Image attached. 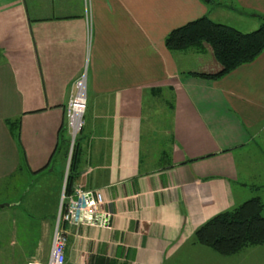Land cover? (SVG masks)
<instances>
[{
	"label": "crops",
	"instance_id": "0c3cea01",
	"mask_svg": "<svg viewBox=\"0 0 264 264\" xmlns=\"http://www.w3.org/2000/svg\"><path fill=\"white\" fill-rule=\"evenodd\" d=\"M22 1L0 0V190L18 193L0 196L8 202L0 206V232L9 225L15 235L13 258L4 264L48 256L68 171L55 156L59 127L67 132V103L82 78L86 103L73 183L100 188L112 214L106 223L67 227L65 264H192L182 262L197 251L211 254L191 239L195 228L241 202V191L264 187L259 170L244 169L240 180L238 167L249 146L264 147V48L205 78L189 71L210 52L171 49L164 37L203 14L254 29L264 0H221L213 11L214 0H80L87 31L83 13L29 22L38 11ZM216 10H227L233 22L213 17ZM159 96L156 114L150 103ZM55 174L61 185L49 209L37 213L39 203L20 202L30 184L46 188L36 176ZM263 246H244L229 254L232 262L213 255L206 261L239 264Z\"/></svg>",
	"mask_w": 264,
	"mask_h": 264
},
{
	"label": "trees",
	"instance_id": "16d2710c",
	"mask_svg": "<svg viewBox=\"0 0 264 264\" xmlns=\"http://www.w3.org/2000/svg\"><path fill=\"white\" fill-rule=\"evenodd\" d=\"M262 18L254 29L241 30L203 14L170 29L165 34L164 43L171 49L193 48L198 52L209 51L210 57L189 73L216 78L237 65L252 60L264 48V15ZM62 130L63 127H59L60 145L67 143L63 142L66 138L61 133ZM17 133L18 131L16 135ZM77 139L71 150L66 191H69L73 184L72 170L78 152ZM191 239L221 255L233 254L246 245L263 243L264 197L252 195L230 208L215 213L195 228Z\"/></svg>",
	"mask_w": 264,
	"mask_h": 264
},
{
	"label": "rangeland",
	"instance_id": "374dc122",
	"mask_svg": "<svg viewBox=\"0 0 264 264\" xmlns=\"http://www.w3.org/2000/svg\"><path fill=\"white\" fill-rule=\"evenodd\" d=\"M221 0H214V1H209V7L213 10L217 8H220L218 2ZM23 6L29 10L30 9H37L38 13L35 16H28V21H32L34 20H56L57 18L60 17H64V18H76L77 16L81 17V15H83L84 13L81 10V1L80 0H23ZM225 3H227V1L224 0ZM50 9H52L56 14H54V12H52ZM225 9V8H224ZM217 12H212V16L215 17L218 20H223L222 18H226V20H230V22H233V18L232 17H228V15H230V13L227 10H216ZM28 13V12H27ZM83 13V14H82ZM29 15V14H28ZM232 15V14H231ZM84 19H85V23H86V31L89 28V17L84 14ZM222 22V21H221ZM84 78H82L79 81V89L78 92L76 94V91L73 93V95L70 97L69 101H68V106L70 103L71 99H77V96L79 95V91L81 88V83L84 81ZM7 80V78H6ZM149 97V96H146ZM75 99V101H76ZM146 99V98H145ZM150 100V97L148 98ZM5 100L7 101L8 98L5 96ZM147 100V101H149ZM152 100V99H151ZM163 102L162 97H154L152 102L150 103L152 106H156L158 107V103ZM75 103V102H74ZM84 106L82 109V113H81V120L83 123V117H84V110H85V103L86 100L84 99ZM147 103V102H146ZM66 104V106H67ZM157 112H154L156 114H161V108L158 107L157 110H155ZM74 111L72 109V115H73ZM18 119H15L12 121L16 122L18 124ZM64 126H66V131L67 132H63V136L64 138H66V140H63V142H67L66 144L62 143L60 145V147L58 148V152L55 156L58 159L60 165H61V170H63L65 167H67V162H68V168H69V163H70V158H71V149L73 147L74 142L76 141L78 135H79V129L76 131V133L74 134V136H72V128L70 127V125L68 124V117L66 114V120H65V124ZM61 127V125H60ZM64 128V129H65ZM67 133V134H66ZM51 161V160H50ZM49 161V162H50ZM24 165L26 167H28V163L25 161ZM47 167V165H45ZM24 167V166H23ZM238 167L240 169V180H242V178L244 176H242L243 170L244 169H256L259 170V172L261 173V178L260 180L264 181V147L261 146V144H257V145H253V146H249L247 150H245V152L241 155H238ZM22 168V167H20ZM67 172V170H66ZM64 171V174L66 173ZM245 176H248V174L245 172ZM23 177V176H22ZM61 177V176H60ZM64 175L62 176L61 180L63 181ZM36 179L38 182H40L41 184H43V187L46 188H41V187H36L35 189H32V184L34 185V183L30 184L29 186L26 185L25 188L28 186V189L25 191L27 192V194L25 195V197L23 198V200H19L21 203H39L36 204L37 206V213H41V211H43L45 207L46 210L49 209L51 207V205L49 206L48 203H53L54 202V197H56L55 193H57V189H58V185L60 184V178L58 177L57 174H55L54 176L50 175V176H36ZM25 181L24 177L22 178L21 181ZM61 181V183H62ZM23 183V182H22ZM52 184H54L55 189H52ZM48 185V186H47ZM61 185V184H60ZM234 185V189L237 192L240 188L239 185V181H234L233 183ZM23 184L21 185V190L25 189L23 188ZM48 188H50V192L48 190ZM256 188H248V190H244L241 191V194H243L242 199H240V201L248 198L249 196H251L252 194H260L262 197H264V187H261L259 190ZM30 190L31 193H30ZM59 193H61V191L59 190L57 197H59ZM17 194L15 191L14 192H10V194H7L6 191H1L0 190V196L2 195H6V196H10L11 199H16ZM239 194V193H237ZM41 206V207H39ZM41 209H39V208ZM39 209V210H38ZM7 217L4 216V219H7ZM13 239H15V235H14V231L13 228L9 225H6L3 227L2 232H0V244L1 246H3V248H1L0 250H2L4 252V255H2L3 252H0V264H4L5 260H11L13 258L12 253L14 250V244H13ZM200 245V244H199ZM205 249H207V251H210L211 254H207V252L204 253H200L199 251H197L193 256H191L192 260L187 261V260H183L182 263H189L191 262L192 264H219L216 262H208L206 261V258L209 256H215L218 257L219 259H225V261L229 260V261H234V256L231 255H221L219 253H217L215 250L211 249L208 246L202 245ZM257 247H262V246H257ZM264 247V246H263ZM225 264V263H223ZM239 264H264V249L261 248V250H253V252H251L250 254H248L246 257H244V260H242Z\"/></svg>",
	"mask_w": 264,
	"mask_h": 264
},
{
	"label": "built area",
	"instance_id": "2783aa9c",
	"mask_svg": "<svg viewBox=\"0 0 264 264\" xmlns=\"http://www.w3.org/2000/svg\"><path fill=\"white\" fill-rule=\"evenodd\" d=\"M75 99L70 100L67 109L72 136L82 124L81 117L77 128L72 123V109ZM82 105L84 106V103ZM66 176L67 172L60 193L48 256L43 261L31 260L26 264H65L64 249L68 233L67 227H77L82 223H106L110 219L112 212L105 207L100 188L85 187L82 183H73L71 189L66 191Z\"/></svg>",
	"mask_w": 264,
	"mask_h": 264
},
{
	"label": "bare ground",
	"instance_id": "6f19581e",
	"mask_svg": "<svg viewBox=\"0 0 264 264\" xmlns=\"http://www.w3.org/2000/svg\"><path fill=\"white\" fill-rule=\"evenodd\" d=\"M84 80V79H83ZM79 95L77 96V99L73 105V115H72V123L75 128H77L78 124L80 123V117H81V112L83 109L82 103L84 102L85 99V92H84V81L81 83V88L79 91Z\"/></svg>",
	"mask_w": 264,
	"mask_h": 264
},
{
	"label": "water",
	"instance_id": "95a60500",
	"mask_svg": "<svg viewBox=\"0 0 264 264\" xmlns=\"http://www.w3.org/2000/svg\"><path fill=\"white\" fill-rule=\"evenodd\" d=\"M67 166H68V164H67ZM4 203H8V202H0V206H2Z\"/></svg>",
	"mask_w": 264,
	"mask_h": 264
}]
</instances>
